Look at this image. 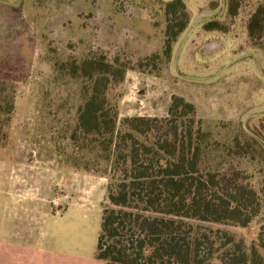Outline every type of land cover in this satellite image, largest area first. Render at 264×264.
Here are the masks:
<instances>
[{
  "label": "rangeland",
  "instance_id": "rangeland-1",
  "mask_svg": "<svg viewBox=\"0 0 264 264\" xmlns=\"http://www.w3.org/2000/svg\"><path fill=\"white\" fill-rule=\"evenodd\" d=\"M184 1L191 22L174 44L172 57L137 69V63L160 53L166 21L159 5L0 0V79L12 82L16 91L9 137L0 146V223L8 216L14 231L35 236L14 245L0 242V255L10 248L32 253L36 264H44L49 253L55 264L61 259L63 264H106L96 256V243L108 180L71 165L69 136L80 100L75 82H54V66L62 60L97 53L126 64L123 82L111 91L120 118L166 117L178 95L214 123L242 127L264 141V49L252 46L246 30L260 0H245L234 18L226 17L224 0ZM115 8L116 17L106 13ZM211 19L225 22L228 31H206L204 23ZM261 154L258 150L253 159L247 155L234 164L256 190L264 171ZM263 219L264 211L245 228L190 223L197 237L207 239L203 255L210 253L212 263L230 264L250 255Z\"/></svg>",
  "mask_w": 264,
  "mask_h": 264
},
{
  "label": "trees",
  "instance_id": "trees-1",
  "mask_svg": "<svg viewBox=\"0 0 264 264\" xmlns=\"http://www.w3.org/2000/svg\"><path fill=\"white\" fill-rule=\"evenodd\" d=\"M123 1L139 8L159 5L166 21L160 53L136 68L169 60L191 22L185 1ZM244 1L224 0L226 17H236ZM204 29L228 31L220 19L206 21ZM246 30L252 46L264 49V0L250 14ZM127 68L97 53L54 66V82H75L79 94L69 136L71 165L108 180L96 256L106 264H224L203 255L207 239L195 235L190 220L245 228L264 211V171L256 190L234 166L258 150L264 158V144L242 127L201 116L194 103L178 95L166 117L120 118L111 91ZM15 96L14 84L0 79V146L9 137ZM257 240L248 257L230 264H264V219Z\"/></svg>",
  "mask_w": 264,
  "mask_h": 264
},
{
  "label": "crops",
  "instance_id": "crops-1",
  "mask_svg": "<svg viewBox=\"0 0 264 264\" xmlns=\"http://www.w3.org/2000/svg\"><path fill=\"white\" fill-rule=\"evenodd\" d=\"M115 1V0H113ZM118 9L115 8L111 11H106V13L112 17H116L117 13H118ZM3 171H7V170H3ZM7 189V188H6ZM19 201V200H17ZM22 202V201H20ZM32 206H35L34 209H38L35 205V204H31ZM0 206H2V204H0ZM15 206V205H13ZM18 205L16 204L15 207H17ZM20 209H27L26 206H23L21 205L19 207ZM5 210H7V204L5 203ZM33 209V210H34ZM44 214V213H43ZM42 213L40 215H43ZM46 215V214H45ZM8 216L5 217V220H4V225L3 223H0V227H1V232H0V242H2L3 244H10V245H14L13 243H20V242H30L33 240V238L35 237L34 235H31V234H23V233H20L18 231H14V225L12 228L9 227V224H8ZM17 227V226H15ZM23 227H21V230H22ZM44 232V236L42 238H45V242L47 243L48 240H47V232L46 230L43 231ZM41 232V233H43ZM18 245V244H17ZM19 248H23V245L22 246H18ZM26 247V246H25ZM29 249H32L33 247H31L30 245L27 246ZM4 249H2L1 251H3ZM8 250V249H7ZM26 251L25 250H21V252L19 253L18 250H16L14 252V250H9L4 254V255H0V264H8V262H10V264H36L38 262V259H34V255H32V253H29L27 255H25ZM43 260H44V264H55V259H53L51 256H50V253L45 255L44 254V257H43ZM55 261V262H54ZM61 263L60 264H63V260L61 259L60 260Z\"/></svg>",
  "mask_w": 264,
  "mask_h": 264
},
{
  "label": "water",
  "instance_id": "water-1",
  "mask_svg": "<svg viewBox=\"0 0 264 264\" xmlns=\"http://www.w3.org/2000/svg\"><path fill=\"white\" fill-rule=\"evenodd\" d=\"M261 140V139H260ZM261 141H263V140H261ZM264 142V141H263Z\"/></svg>",
  "mask_w": 264,
  "mask_h": 264
},
{
  "label": "built area",
  "instance_id": "built-area-1",
  "mask_svg": "<svg viewBox=\"0 0 264 264\" xmlns=\"http://www.w3.org/2000/svg\"><path fill=\"white\" fill-rule=\"evenodd\" d=\"M56 204V203H55Z\"/></svg>",
  "mask_w": 264,
  "mask_h": 264
}]
</instances>
